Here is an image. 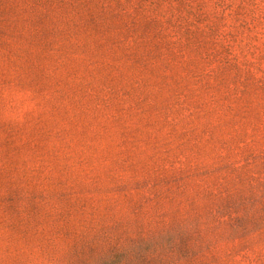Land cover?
I'll list each match as a JSON object with an SVG mask.
<instances>
[{"label":"rangeland","instance_id":"rangeland-1","mask_svg":"<svg viewBox=\"0 0 264 264\" xmlns=\"http://www.w3.org/2000/svg\"><path fill=\"white\" fill-rule=\"evenodd\" d=\"M0 264H264V0H0Z\"/></svg>","mask_w":264,"mask_h":264}]
</instances>
